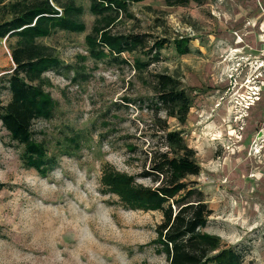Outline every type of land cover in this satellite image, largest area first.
<instances>
[{
    "label": "rangeland",
    "instance_id": "1",
    "mask_svg": "<svg viewBox=\"0 0 264 264\" xmlns=\"http://www.w3.org/2000/svg\"><path fill=\"white\" fill-rule=\"evenodd\" d=\"M72 2L84 28L55 29L37 39L69 66L43 74L56 108L50 118L32 123L34 138L54 155L45 175L21 164L0 123V264H166L156 233L161 213L127 206L103 183L104 172H120L135 184L155 187L143 172L148 158L165 149L164 124L180 130L195 152L200 171L187 180L212 210L202 231L241 252L242 264H264V104L256 114L249 110L253 84L264 76L253 71L240 82L239 58L221 55L226 41L219 36L235 11L252 12L251 0L129 2L107 29L142 43L104 59L92 57L86 42L97 18L90 11L93 0ZM253 4L264 19V0ZM252 21L235 30L247 33ZM176 40H186L189 52L179 54ZM156 41H162L157 52ZM135 59L149 63L137 71ZM11 67L0 40V75ZM157 73L175 76L188 89L191 107L183 124L156 105ZM0 98L6 101L8 94ZM57 138H75L70 154L55 146Z\"/></svg>",
    "mask_w": 264,
    "mask_h": 264
},
{
    "label": "trees",
    "instance_id": "2",
    "mask_svg": "<svg viewBox=\"0 0 264 264\" xmlns=\"http://www.w3.org/2000/svg\"><path fill=\"white\" fill-rule=\"evenodd\" d=\"M138 1L141 0H93L90 11L97 18L93 34L86 36L92 57H118L142 43L135 36L113 35L107 29L118 11H125L127 3ZM189 1L200 0H164L167 5L180 6ZM78 12L80 8L72 0L65 4L60 0H0V40H4L12 62L9 71L0 75V94L4 91L8 94L6 101L0 98V123L18 148L21 164L41 175L51 169L54 155L49 154L43 142L34 138L32 123L50 118L56 108L43 88V74L69 66L37 39L49 36L55 29L81 31L83 23L74 17ZM161 47L162 41L154 43L156 52ZM174 48L179 54L189 52L186 40L174 41ZM148 63L135 59L132 67L140 71ZM77 75L75 71L73 77ZM152 83L158 108L168 118L183 124L191 107L188 89L175 76L166 73L155 74ZM162 129L165 149L148 158L150 167L143 172L157 183L155 187L135 184L133 176L120 172H104L103 183L127 206L161 213L156 233L157 243L166 254V264H242L241 252L202 231L212 210L201 189L187 180L200 171L195 152L187 146L180 130L169 129L165 124ZM74 139L57 138L54 144L64 154H70ZM134 150L133 147L128 149Z\"/></svg>",
    "mask_w": 264,
    "mask_h": 264
},
{
    "label": "crops",
    "instance_id": "3",
    "mask_svg": "<svg viewBox=\"0 0 264 264\" xmlns=\"http://www.w3.org/2000/svg\"><path fill=\"white\" fill-rule=\"evenodd\" d=\"M252 4V12H247L248 10L245 9L241 10L239 13L238 11L234 12L233 17L231 20H229L227 28L228 31L224 29V32H222L219 36L226 41V44L224 45L226 47V50H221V55L224 58H227L232 55H236L235 58H239L238 62L239 65L237 66V71L235 75L237 77H240L242 79H246L247 76L251 75V73L256 71L258 73V76H264V19L262 18V12H257V8H255L256 4H253V0H251ZM246 8V6H244ZM250 10V11H251ZM252 17H249L251 16ZM253 21L251 23H254V26H249V24H246V32L245 34L239 33L235 30L241 26L243 22H247L249 18ZM241 21V22H240ZM239 23V26L236 27ZM253 25V24H252ZM258 26L257 29H254ZM254 29V30H253ZM248 34V35H247ZM242 37V38H241ZM237 39V41H236ZM236 50V51H235ZM235 51V52H234ZM225 55V56H224ZM217 56H214V58ZM230 62V61H229ZM225 63V64H224ZM223 64L229 67L228 61L224 62ZM253 69L252 71H250ZM234 75V76H235ZM260 76V77H261ZM264 82V77L258 78L255 82V85L253 84V96L251 98V102L249 103L250 107L249 110L256 114L255 110H258V108H262L264 104V86L261 85V83ZM263 87V88H262ZM257 88V89H256ZM248 110V111H249ZM248 115V114H247ZM251 115V112L249 116ZM256 120V116L253 117ZM261 118V115L258 117V119ZM250 119V118H249ZM257 127V126H256ZM260 127H257L254 129L255 131H258Z\"/></svg>",
    "mask_w": 264,
    "mask_h": 264
},
{
    "label": "built area",
    "instance_id": "4",
    "mask_svg": "<svg viewBox=\"0 0 264 264\" xmlns=\"http://www.w3.org/2000/svg\"><path fill=\"white\" fill-rule=\"evenodd\" d=\"M237 64H239V63H237ZM253 92H254V91H252V95H254V94H253ZM248 97H249V95H248ZM251 98H252V97H251ZM251 98H250V99H249V98H247V99H249V101H251ZM247 102H248V101H247Z\"/></svg>",
    "mask_w": 264,
    "mask_h": 264
},
{
    "label": "bare ground",
    "instance_id": "5",
    "mask_svg": "<svg viewBox=\"0 0 264 264\" xmlns=\"http://www.w3.org/2000/svg\"><path fill=\"white\" fill-rule=\"evenodd\" d=\"M248 35V34H247ZM249 82V81H248ZM212 123V122H211Z\"/></svg>",
    "mask_w": 264,
    "mask_h": 264
}]
</instances>
